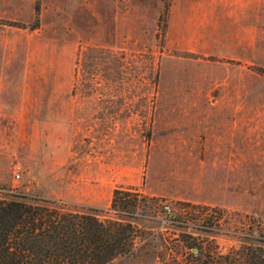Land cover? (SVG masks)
Listing matches in <instances>:
<instances>
[{
  "label": "rangeland",
  "instance_id": "rangeland-1",
  "mask_svg": "<svg viewBox=\"0 0 264 264\" xmlns=\"http://www.w3.org/2000/svg\"><path fill=\"white\" fill-rule=\"evenodd\" d=\"M116 189L152 256L112 264L264 241V0H0V195L106 219Z\"/></svg>",
  "mask_w": 264,
  "mask_h": 264
},
{
  "label": "trees",
  "instance_id": "trees-1",
  "mask_svg": "<svg viewBox=\"0 0 264 264\" xmlns=\"http://www.w3.org/2000/svg\"><path fill=\"white\" fill-rule=\"evenodd\" d=\"M149 199L116 189L111 207L118 214L100 219L92 209H65L23 194L0 195V264H112L118 257L142 254L148 262L152 252L143 253V247L135 246L143 231L132 214ZM121 209L129 213L121 214ZM169 218L179 220L177 213ZM183 236L188 248L198 250L192 255L205 262L201 246L187 233ZM220 258L238 264H264V241L244 244Z\"/></svg>",
  "mask_w": 264,
  "mask_h": 264
},
{
  "label": "built area",
  "instance_id": "built-area-1",
  "mask_svg": "<svg viewBox=\"0 0 264 264\" xmlns=\"http://www.w3.org/2000/svg\"><path fill=\"white\" fill-rule=\"evenodd\" d=\"M15 176L18 178L19 177V173L18 172H15ZM165 208H166L167 215H169L168 218L171 217L172 216L171 215L172 213H171V210L169 209V206L168 205H165Z\"/></svg>",
  "mask_w": 264,
  "mask_h": 264
},
{
  "label": "water",
  "instance_id": "water-1",
  "mask_svg": "<svg viewBox=\"0 0 264 264\" xmlns=\"http://www.w3.org/2000/svg\"><path fill=\"white\" fill-rule=\"evenodd\" d=\"M195 250H197V249H195Z\"/></svg>",
  "mask_w": 264,
  "mask_h": 264
}]
</instances>
